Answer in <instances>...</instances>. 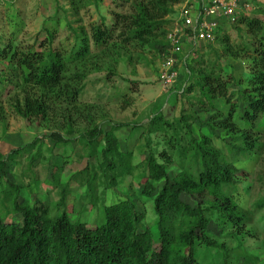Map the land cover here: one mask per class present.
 <instances>
[{"label": "trees", "instance_id": "trees-1", "mask_svg": "<svg viewBox=\"0 0 264 264\" xmlns=\"http://www.w3.org/2000/svg\"><path fill=\"white\" fill-rule=\"evenodd\" d=\"M69 1L77 13L82 5L94 2ZM126 1H129L128 11L114 13L111 25H106L105 17L101 16L100 23L92 24L87 32L83 27L75 30L67 22L74 42L65 49L52 46L60 23L55 16L51 17L53 29L44 28L46 42L41 45L42 49L17 50L9 39L4 47L0 46V59L11 65L7 72L0 73V90L10 86L12 111L28 125L50 123L57 128L48 133L56 142L69 141L59 130L79 133L86 141L89 155L103 141L98 169L90 174L88 167H84L75 174L83 178L79 180L89 192L91 205L97 200L96 181L108 188L124 175L136 174L142 195L151 198L155 230L143 227L145 213L129 196L102 204L99 220L92 226L79 218H70L65 202L66 184L61 187V196L52 209L42 201L29 204L20 200L22 185L8 178L6 167L9 161L17 163V156L30 153L34 143H26L0 158L3 192L10 197L13 212L21 215L18 223L8 221L0 213V264H201L198 259L201 247L222 249L223 255L217 264H229L230 252L225 243L208 234L210 220L215 219L223 231L231 228L229 234L235 238L246 232L251 217L234 197L240 181L238 175L242 172L236 161H247L264 153L263 22L242 15L232 24L236 28L239 24L246 25L252 36L243 47L233 45L229 35L218 30L214 41L219 43L221 51L216 53V60L210 62L198 55L202 47L193 51L186 59V72L181 69L183 85L180 83L178 89L182 91L169 95H173V104L179 96L197 92L191 106L215 109L216 100L228 105L227 113L216 115L211 124L212 130L223 131L221 141L225 144L226 140L224 147L228 153L215 145L211 136H193L184 115L180 116L184 120L180 128L186 134V139L181 138L186 140L184 145L173 132L167 140V150L155 153L150 148L145 159L135 163L133 152L123 151L115 135L123 123L110 125L109 129L103 127L95 121V106L80 105L79 95L90 71L88 65H94L95 58H107L113 67L120 56L131 60L132 50L147 47L161 59L167 45L166 34L172 26V19L166 16L175 14L174 5L182 0ZM247 51H251L247 55L252 65L245 84L238 86L244 103L239 107L231 101L228 91L234 79L230 65H222L220 59H239ZM1 98L0 95V124L6 118ZM176 128L159 111L146 124L144 134L148 138L153 132L163 131L166 136L168 130ZM36 157H31L30 164ZM174 160L179 171L170 176L168 168ZM153 181L161 182L159 189Z\"/></svg>", "mask_w": 264, "mask_h": 264}, {"label": "rangeland", "instance_id": "rangeland-1", "mask_svg": "<svg viewBox=\"0 0 264 264\" xmlns=\"http://www.w3.org/2000/svg\"><path fill=\"white\" fill-rule=\"evenodd\" d=\"M93 1L91 4L82 5L77 13L71 9L69 0H5L0 3V46L4 47L9 39H12L17 50L29 47L36 50L42 49L41 45L46 42L44 28L53 29L54 23L51 17L55 16L59 18L60 23L52 46L65 49L74 42L73 33L67 27V22L75 30L83 27L89 32L92 24L100 23L101 16L105 17L106 25H111L115 18L114 13L127 12L129 9V1L125 2V0ZM246 1L249 6L244 16L258 18L264 24V0ZM174 10L177 11V4L174 5ZM175 17L176 13L166 16L167 19H172V22ZM221 31L226 32L230 42L239 47L249 43L252 38L251 34H248L246 25L239 24L238 28L234 25L226 26ZM210 43L199 44L195 51H199L202 47L198 55L211 62L216 60V53L218 50L221 51V48L216 41ZM250 53L251 51L244 52V57L239 59L230 57L220 59L222 65L224 63L230 65L229 71L234 79L229 83L228 91L231 101L237 103L239 107H243L244 103L240 100L238 86L245 84L244 79L250 73L249 68L252 64L250 56L247 55ZM128 54L130 55V51ZM138 54L141 55L138 56ZM92 61L95 63L88 65L90 71L85 79L84 89L79 95L80 105H94L95 121L103 127L109 129L110 125L123 123L124 126L117 129L115 135L123 151L133 152L135 163L142 162L150 148L155 153L163 149L167 150L169 148L167 140L173 132L176 133L180 144L184 145L186 134L185 130L180 128L184 122L180 116L184 115L187 116L185 121L190 125L193 136L197 138L203 134L211 136L213 143L228 153L224 147L226 140L225 144L221 141L223 131L212 130L211 127L216 115L227 113L228 105L216 100L215 109L191 106V102H195V96H198L197 92H192L187 97L179 96L174 104L172 103L173 95L169 96L171 92L182 91L178 88L183 85L182 70L186 72V62L178 68V74L172 83L165 86L159 78L162 61L147 47L132 50L131 60L125 55L120 56L113 67L107 58L101 60L100 57ZM7 69H11V65L6 60L0 59V73L7 72ZM227 77L224 79L227 80ZM9 89L10 86H7L4 90H0L1 102L6 110V118L0 124V158L7 157L14 149L26 143H34L30 153L17 156V163L9 161L6 167L8 178L22 185L20 200L29 204L37 200L42 201L52 209L61 196V187L66 184L65 202L70 218H79L92 226L99 220V208L102 204H110L129 196L136 202L137 208L145 213L143 227L155 230L156 218L151 198L142 195L136 174L135 176L124 175L108 188L96 181L94 185H96L97 200L95 205H91L89 192L80 181L83 178L75 174L84 167H88L90 174L98 169L103 141L98 142L95 151L89 155H87L88 148L84 145L86 141L79 137V133L67 134L59 130L60 134L67 137L69 141L56 142L48 134L57 131L52 124L28 125L23 118L12 111L9 104L12 90L8 92ZM159 111L177 128L168 130L166 136L163 131H157L147 138L144 134L145 126ZM34 155L37 156L36 160L30 164L31 157ZM177 163L174 160L170 164L168 175L172 176L179 171ZM236 165L242 172L238 175L240 181L234 197L248 210L251 217L246 225V232L244 231L239 238H235L229 234L231 228L227 227L223 231L212 218L209 222L208 234L225 243L230 252L229 264H264V153L255 155L253 159L247 161L237 160ZM4 184V180H0V213L8 221L20 223L21 215L13 212L10 197L3 192ZM153 184L158 189L162 185L161 182L154 181ZM154 194L155 192H152L153 196ZM155 236L154 234V238ZM154 246H157L156 243ZM206 249L201 247L198 251L201 264H217L223 255L222 249Z\"/></svg>", "mask_w": 264, "mask_h": 264}, {"label": "built area", "instance_id": "built-area-1", "mask_svg": "<svg viewBox=\"0 0 264 264\" xmlns=\"http://www.w3.org/2000/svg\"><path fill=\"white\" fill-rule=\"evenodd\" d=\"M4 1L0 0V3ZM248 6L246 0H182L178 3L161 58L159 78L163 85L172 83L178 68L185 65L199 44L214 41L216 32L230 27L245 14Z\"/></svg>", "mask_w": 264, "mask_h": 264}]
</instances>
